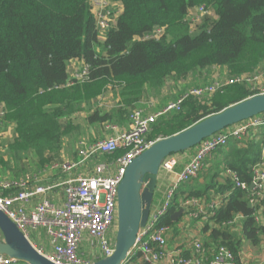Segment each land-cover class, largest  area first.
I'll use <instances>...</instances> for the list:
<instances>
[{"label": "trees", "instance_id": "16d2710c", "mask_svg": "<svg viewBox=\"0 0 264 264\" xmlns=\"http://www.w3.org/2000/svg\"><path fill=\"white\" fill-rule=\"evenodd\" d=\"M110 1L120 4L122 12L115 27L100 37L89 0H0V109L5 112L0 131H12L11 140L0 135V182L19 180L59 158L63 138L78 130L74 116L84 115V125L94 129L107 123L126 128L129 114L159 95L168 82L177 84L179 92L161 99L165 105L187 92V86L178 85L181 81H192L195 88L209 85L213 67L226 69L227 78L264 69V0ZM198 7L212 11L213 17L206 14L191 23ZM160 28L162 35L151 39ZM72 61L87 65L89 75L86 81L66 87ZM109 88L117 103L105 110L98 101ZM253 95L244 84H234L208 98L189 97L179 111L160 116L147 138L170 137ZM262 144L249 135L241 146L234 142L216 152L196 180L179 187L160 225L173 229V239L177 238L183 214L177 221L172 215L181 210L183 201L208 202L229 192L208 221L191 222L201 223L204 248L210 253L224 246L237 260L245 243L259 247L264 224L254 221L248 193L234 188L229 179L217 180L231 171L249 184ZM38 149L52 157L37 155ZM122 153L97 160H112ZM71 158L75 160L76 154ZM18 192L0 188L4 197ZM161 193L155 192L154 199ZM237 216L241 217L237 226L226 225ZM183 254L189 256L190 251ZM125 264L146 263L135 255Z\"/></svg>", "mask_w": 264, "mask_h": 264}, {"label": "built area", "instance_id": "2783aa9c", "mask_svg": "<svg viewBox=\"0 0 264 264\" xmlns=\"http://www.w3.org/2000/svg\"><path fill=\"white\" fill-rule=\"evenodd\" d=\"M89 4L96 28L102 37L115 27L122 7L110 0H89ZM208 13L204 7H198L192 14L193 17H190V22L194 24ZM163 31L161 28L155 29L150 38L158 39ZM75 62L77 61L69 64L66 87L76 82H84L88 78L87 65L78 62L77 68L70 69V65ZM234 84H244L253 92V96L264 95V69L251 76L214 79L207 86L192 88L176 102L168 104L154 115L146 114L145 108L135 109L129 114L128 129L125 131L106 124L104 131L109 134L104 139L78 143L75 160L60 159L19 180L1 181L2 190L15 188L19 192L7 197L0 195V212L15 225L37 253L53 264H93L110 257L114 252L117 232L118 187L132 161L157 141L147 138L152 125L167 112L179 111L182 103L189 97L199 100L208 98L213 94L223 93L224 88ZM4 116L5 112L0 109V126ZM251 131H257L263 143L260 161L251 169V182H241L231 171L225 172V179H229L234 188L248 193V207L254 209V221L264 224L263 113L202 140L179 172L175 171L178 164L175 157H168L162 162L159 174L174 175L175 181L164 190L163 197L150 211L145 226L138 230L127 259L139 255L146 264H264V257L251 262L245 256H238L236 260L232 252L224 246H218L209 253L196 240L189 244V256L182 255L181 251L169 252L167 242L172 229L160 225L178 188L196 180L205 168V162L216 152L227 149L234 142L241 146L249 139ZM0 135L5 137L3 131H0ZM119 150L123 153L118 158L109 161L97 160L99 156L111 155ZM52 172L64 178L55 184H40ZM57 189L62 192L61 205L52 203L47 197ZM228 195L229 192L222 198H214L208 202L187 198L181 203L184 221H208ZM240 219L237 216L226 225L237 226ZM260 245L264 252V240ZM0 264H20V261L0 255Z\"/></svg>", "mask_w": 264, "mask_h": 264}, {"label": "water", "instance_id": "95a60500", "mask_svg": "<svg viewBox=\"0 0 264 264\" xmlns=\"http://www.w3.org/2000/svg\"><path fill=\"white\" fill-rule=\"evenodd\" d=\"M264 113V95L250 97L193 126L157 140L127 167L117 192V232L113 254L93 264H124L138 230L145 226L157 190L160 165L172 154L195 148L202 140ZM172 215V220L182 214ZM0 255L25 264H53L37 253L15 225L0 212Z\"/></svg>", "mask_w": 264, "mask_h": 264}, {"label": "crops", "instance_id": "0c3cea01", "mask_svg": "<svg viewBox=\"0 0 264 264\" xmlns=\"http://www.w3.org/2000/svg\"><path fill=\"white\" fill-rule=\"evenodd\" d=\"M210 73H211V78H212V81L214 80V79H226L227 78V76H226V73H227V70L226 69H218V68H211V70H210ZM168 84H172L171 82H168ZM177 89H181L180 87H178ZM108 90H110V88L108 89ZM111 91V90H110ZM110 94H109V96L110 95H112V93L111 92H109ZM113 99H115L114 97H113V95L111 96ZM172 97V96H171ZM103 98L104 99H106L104 96H103ZM165 98V97H164ZM162 99V100H165V99ZM102 99V98H101ZM172 99V98H171ZM162 100H160V102H154V103H150V102H146V103H142L143 105V107H141V108H145L146 109V114H148V115H154V114H156V113H158V112H160V111H162L169 103H171V102H173V101H171V102H167V104L165 105V103L162 101ZM163 102V104H162V102ZM116 103H117V100H116ZM100 105V104H99ZM100 106H102V105H100ZM115 106V105H114ZM114 106H112L110 109H112ZM140 108V109H141ZM259 116V115H258ZM257 117V116H256ZM252 119V118H251ZM107 124H110V123H107ZM106 124H104L103 126H101L100 128H99V130H100V132L96 135L97 137L95 138V139H93V141L92 142H94V141H97V140H102V139H104L105 138V136H107L109 133L108 132H105L104 131V126H105ZM111 125H113V124H111ZM114 126H116L120 131H125V130H127L128 129V125L126 126V128H124V127H121L120 125L118 126V125H114ZM88 127H91V126H88ZM91 129H92V131L94 130V128L93 127H91ZM249 135H251L252 137H256V138H258V139H260V136H259V133L257 132V131H251L250 133H249ZM79 141H81V140H79ZM78 141V142H79ZM247 141V140H246ZM84 142H87V143H90L91 141H84ZM78 145V144H77ZM76 146V145H75ZM76 148H77V146H76ZM76 148H75V152H74V155L76 154ZM192 155V152L190 153H184V154H182V155H180L179 157H175L176 159H177V161H178V164H177V166H176V168H175V171L176 172H179L181 169H182V167H183V165L187 162V160L189 159V157ZM213 157H214V155L209 159V160H211V159H213ZM62 159H70V160H72V158H67V157H64V158H62ZM208 160V161H209ZM104 161H109V160H104ZM207 167H209V165L208 164H206V169H207ZM64 177L63 176H57L56 175V173L55 172H52V173H49V174H47V176H46V178L45 179H42L41 180V182H40V184H42V185H51V184H55V183H57V181H59V180H62ZM175 181V176L174 175H168V176H165V175H162V174H158V181H157V190H156V193L157 192H160L161 190V192H164V190H166L167 189V187L170 185V184H172L173 182ZM219 183H223L224 181H225V172H223L221 175H220V177H219V179L217 180ZM203 182V179H200V183H202ZM183 186V185H182ZM181 187V186H180ZM179 189V188H178ZM178 191V190H177ZM177 191H176V193H177ZM159 196V199H158V197L156 198V199H154L153 198V203H152V206H151V209H150V211L158 204V202L160 201V196H161V198L163 197L162 196V193L161 194H159L158 195ZM48 199L52 202V203H55L56 205H61V203H62V201H63V196H62V192L60 191V190H54L52 193H50L48 196ZM182 215V214H181ZM184 218V217H183ZM182 218V221L179 223V225H178V229H179V233L180 234H184V232L185 231H188L189 230V223L187 222V221H184V219ZM205 222V221H204ZM237 223H239V222H237ZM201 223H197V225H198V228H199V232H200V229H201V225H200ZM180 234H179V236L177 237V238H174L173 239V235H174V230L172 229L171 230V235H170V237H169V239H168V242H167V246H168V251L169 252H176V251H181V253H182V255H184L183 253L184 252H186V251H188L187 249H186V247H189L188 245H189V243L187 244V246L186 245H183L184 244V239L183 238H181V236H180ZM200 234H201V232H200ZM41 236V235H40ZM42 237V236H41ZM206 237V235H203V234H201V243L204 241L203 239ZM177 239H179L178 241H177V243L174 245V247H173V244L176 242V240ZM192 241L193 240H197V239H194V238H190ZM199 239H200V237H199ZM0 240H1V235H0ZM170 242H171V244H170ZM180 243H182V247L180 248ZM170 244V245H169ZM249 246L251 247V245L249 244ZM261 245H259V247H251V248H249V254L248 253H246L245 251H244V249H242L241 250V252H240V255L239 256H245L246 258H248V260L249 261H254V260H256V259H262L263 257H264V252H263V249L260 247ZM173 247V248H172ZM256 248V249H255ZM20 264H25V263H23V262H20Z\"/></svg>", "mask_w": 264, "mask_h": 264}, {"label": "rangeland", "instance_id": "374dc122", "mask_svg": "<svg viewBox=\"0 0 264 264\" xmlns=\"http://www.w3.org/2000/svg\"><path fill=\"white\" fill-rule=\"evenodd\" d=\"M116 15V14H115ZM208 15H210L211 17H213V12L212 11H209ZM101 39V38H100ZM78 67V62H75V64L73 65H70V69L73 70L75 68ZM172 83V82H171ZM177 84H166L164 86V88L161 90V92L159 93V95L155 94L153 95L152 97H149L148 98V102L150 103H154V102H159L161 99H163L164 97L166 98H169V97H173L174 93H178L179 91L176 90V86ZM178 85H185L187 86V90H190L192 88H195L193 87L194 83L192 81H187L185 83H183L181 81V83H179ZM192 87V88H190ZM109 92H111L110 90H108L105 94H104V97L106 99H104L102 97V99H100L98 101V104L102 105L101 107L105 110H108L110 109L112 106L116 105V100L113 99L110 95L109 96ZM83 116L84 115H78V116H74L73 118V124L77 126V131H75L72 135H70L69 137H65L63 138V144H62V148L59 152V158H54V160L52 159V161H58L64 157H67V158H71L75 152V148L77 146V144L80 142L79 140L81 141H90V140H93L95 139L97 136V134L100 132L99 128H95L93 131L91 129V127H88L86 125H84L83 123ZM4 140H11L12 138V131L10 128L4 130ZM79 141V142H78ZM76 145V146H75ZM37 155L39 156H44V157H52V154L47 152V151H44V149H38L37 150ZM35 162L37 161L34 160ZM162 191V190H161ZM192 222V221H191ZM191 222L189 223V230L188 231H185L184 234H180L181 238L184 239V244L183 245H186L189 243H191V239L190 238H194V239H197L196 242L198 243H201V234L199 232V228H198V225L197 223L196 224H191ZM238 224V223H237ZM200 237V239H199ZM179 239L176 240V242L173 244V247L174 245L177 243ZM180 248L182 247V243H180ZM189 246V245H188ZM172 247V248H173ZM252 247V246H251ZM249 246L248 243H245L242 247V249H244V251L246 253L249 254V248H251ZM188 247H186L187 249ZM256 249V248H255Z\"/></svg>", "mask_w": 264, "mask_h": 264}]
</instances>
